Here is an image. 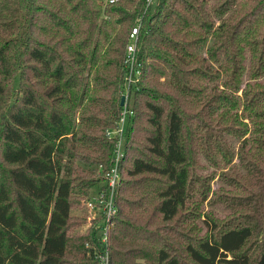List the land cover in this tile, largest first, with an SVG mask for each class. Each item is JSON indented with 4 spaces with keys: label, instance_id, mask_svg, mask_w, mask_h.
<instances>
[{
    "label": "trees",
    "instance_id": "trees-1",
    "mask_svg": "<svg viewBox=\"0 0 264 264\" xmlns=\"http://www.w3.org/2000/svg\"><path fill=\"white\" fill-rule=\"evenodd\" d=\"M102 2L0 0V264H264V0ZM139 17L106 245L72 211L112 164Z\"/></svg>",
    "mask_w": 264,
    "mask_h": 264
},
{
    "label": "built area",
    "instance_id": "built-area-1",
    "mask_svg": "<svg viewBox=\"0 0 264 264\" xmlns=\"http://www.w3.org/2000/svg\"><path fill=\"white\" fill-rule=\"evenodd\" d=\"M118 0H103V4L114 3ZM156 0H146V7L154 4ZM142 25V17L136 20L131 28L128 42L125 45L123 58V84L121 97L123 104L120 105L118 120L112 129L106 131V136L114 142L112 164L104 173V180L91 192L92 194L83 201V211L86 221L80 227V234H84L93 226L100 228L101 241L107 245L108 236L113 225V217L117 210L115 194L120 183V162L123 157L124 138L127 128L133 118L134 112L129 104V92L136 87L141 78V63L138 59V34ZM88 246V244H86ZM98 261L95 264H109V252L97 254Z\"/></svg>",
    "mask_w": 264,
    "mask_h": 264
},
{
    "label": "rangeland",
    "instance_id": "rangeland-1",
    "mask_svg": "<svg viewBox=\"0 0 264 264\" xmlns=\"http://www.w3.org/2000/svg\"><path fill=\"white\" fill-rule=\"evenodd\" d=\"M103 4V2H102ZM119 116V115H118ZM115 126V125H114ZM113 127H110L108 129H112ZM107 129V130H108ZM106 130V131H107ZM105 136H106V132H105ZM107 137V136H106ZM108 139V138H107ZM125 139V138H124ZM112 141V140H111ZM202 162H204V160L202 159ZM210 187H211V191H218L220 186H225V181L219 177V174H216L210 181ZM100 184V183H99ZM99 184H96L95 187H97ZM225 184V185H224ZM95 188H91L90 194H92L91 192L94 191ZM219 193V195H223L220 194L221 192H217ZM223 197L221 196V198H219L212 206L211 208H209V211L212 212V214H215L219 219L225 221L228 220L230 218H233L234 216H238V214H240V212H236V208L231 209L229 207H226L224 203H222L221 199ZM206 207V206H205ZM236 212V213H235ZM84 211H83V206L82 203H80V205H78L73 211H72V215H74L77 218H82L84 217ZM196 216L198 217L196 220L193 219V226L197 227L194 231H193V235L195 237H200L203 236L205 233V227L203 225L202 222V217L200 216V214L196 213ZM100 219L96 220V222H98ZM156 225H161V226H166L165 222H158ZM171 225L173 226V223H171ZM182 230V229H180ZM183 232H185L184 230H182ZM253 239V238H252ZM251 239V240H252ZM260 244V243H259ZM259 244L254 245L253 249L250 250V255L253 257L256 252L258 251V247Z\"/></svg>",
    "mask_w": 264,
    "mask_h": 264
},
{
    "label": "water",
    "instance_id": "water-1",
    "mask_svg": "<svg viewBox=\"0 0 264 264\" xmlns=\"http://www.w3.org/2000/svg\"><path fill=\"white\" fill-rule=\"evenodd\" d=\"M123 97H121V99H120V105H122L123 104Z\"/></svg>",
    "mask_w": 264,
    "mask_h": 264
}]
</instances>
